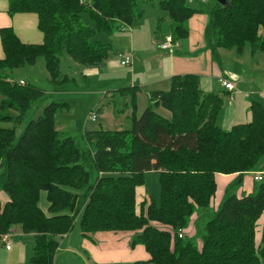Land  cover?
Here are the masks:
<instances>
[{
	"label": "trees",
	"instance_id": "trees-1",
	"mask_svg": "<svg viewBox=\"0 0 264 264\" xmlns=\"http://www.w3.org/2000/svg\"><path fill=\"white\" fill-rule=\"evenodd\" d=\"M7 1L10 15L37 16L43 42L23 44L11 28L0 29V122L12 120V108L20 122L44 94L30 83L10 80L4 71L32 66L43 57L50 83L61 85L67 79L60 74L59 55L80 65L99 64L112 47L98 35L109 36L142 17L136 0ZM143 1L156 2L168 15L173 43L188 38L187 23L194 15L206 14L204 40L212 57L218 58V49L241 52L245 46L264 53V0H227L224 6L214 0L194 6L187 0ZM199 80L194 74L174 75L169 91L152 92L151 105L130 130L85 132V148L55 128V113L64 103L47 105L16 143L14 129L0 128V193L5 196L0 237L12 229L31 235L29 264H53L59 238L77 221L83 237L136 233L132 244L142 245L148 259L134 264H264V231L258 244L255 240L264 212L263 180L253 192L222 203L205 223L200 247L183 236L197 210L210 206L217 176L238 181L260 164L264 172V105L252 101L251 121L223 131L217 124L222 97L204 93ZM160 107L169 118L155 111ZM149 172L160 174V204L145 201L136 214L135 190ZM41 193L49 214L39 207Z\"/></svg>",
	"mask_w": 264,
	"mask_h": 264
},
{
	"label": "rangeland",
	"instance_id": "rangeland-1",
	"mask_svg": "<svg viewBox=\"0 0 264 264\" xmlns=\"http://www.w3.org/2000/svg\"><path fill=\"white\" fill-rule=\"evenodd\" d=\"M195 1H201L205 4L211 2V0H187V4L194 6ZM136 7L141 12L142 17L131 27L115 31L109 36L105 34L98 35L100 40L109 43L112 47V51L106 60L96 65L87 66L76 63L65 54L59 55V71L67 79L61 85L55 86L50 83L43 57H38L32 66H23L12 71L3 72L10 80L23 86L25 83H30L44 93L43 97L37 100L21 117L20 122H16L19 112L15 108L8 111L12 120L0 122V128L15 130L14 143L19 140L26 125L40 116L47 105L50 103H64L66 106L55 113V128L61 134V137H70L79 146L85 148L86 144L83 138L85 132L101 129L113 132L130 130L133 120L139 119L151 105L152 92L169 91L173 76L166 81L156 83L158 79L167 77L168 72L166 69L171 64L170 57L174 51L162 50V45L170 39L169 17L165 12L158 9L156 2L136 0ZM159 19H161V22L158 31ZM84 21L89 23L87 17H84ZM193 21V35L189 48L187 47V39L178 42L177 53L173 57L183 56V59L193 60L201 54L203 58L204 54L200 51L201 35L206 48L203 50L210 52L204 40L209 22L208 16L206 14L195 15ZM244 49L243 53L247 58L243 54L238 55L236 49H220L217 59L211 55L215 69H217L216 66H220L223 73L228 76V73H240L242 76H246L245 73H250L252 56L249 52V46ZM194 53L197 54L194 55ZM120 54L131 56L133 69H131V65L121 66ZM236 59H240L241 63L237 62ZM199 78L200 87L204 90L202 84L204 78L200 76ZM244 84L247 85H242V88L245 89H251L250 87L255 86L254 84L252 86ZM215 86L216 81L214 80L212 87L215 88ZM123 89H126L125 96L120 93ZM128 89H133V91L128 94L130 92ZM252 90L258 91L257 88ZM232 97H234V94ZM2 100L3 97L0 95V102ZM155 111L162 116L170 117V113L162 107L155 109ZM93 116L94 121H92ZM223 124L220 121L218 122V125L224 131H229L237 125L227 127ZM261 167L262 164L256 166L255 171L243 175L238 181L236 176L221 175L217 177V190L210 206L205 210H197L184 230L183 236L196 247H200L203 227L208 220L214 217L222 203L232 195L253 192L254 187L258 184L253 181L255 175H261L264 181V172H260ZM143 179V184L135 190L136 214H140L144 210L143 204L145 201L152 200L156 205L160 204L159 172H149L145 174ZM39 207L46 214H49L45 193H41ZM263 231L264 212L256 223L255 240L257 244ZM30 240L32 243V238ZM9 243L12 244V240H9ZM25 247L32 248L33 246L29 243Z\"/></svg>",
	"mask_w": 264,
	"mask_h": 264
},
{
	"label": "crops",
	"instance_id": "crops-1",
	"mask_svg": "<svg viewBox=\"0 0 264 264\" xmlns=\"http://www.w3.org/2000/svg\"><path fill=\"white\" fill-rule=\"evenodd\" d=\"M193 18H195V15L188 21L189 25L187 26L189 36L187 40H185L187 41L188 48L193 35ZM8 27L13 30L14 34L23 44L39 45L43 42V34L38 30V18L35 14L24 13L10 15L8 13V1L0 0V29ZM201 40L200 51L204 54L203 58L201 54L199 57L193 58V60L183 59V56H180L181 58L173 57V55L177 53V44V48L171 53V64L166 69L168 72L167 77L165 76L164 79H158L156 83L162 82L163 80L166 81L174 75L194 74L198 77L200 76L204 78L202 81L204 90L200 87L204 93L214 92L222 97V108L217 116V124L220 121L222 124L224 123L223 125L230 127L235 124L250 122V103L256 100L264 105V73H255L264 72V53H251L249 48V52L252 56L251 67L249 69L250 73H245L246 76H242L240 73H228V76L226 73H223L220 66H216L217 69H215L211 59V53L203 50L206 48L202 35ZM244 48L241 52H238V55L243 54L246 57L243 53L245 50ZM219 51L220 49L217 50V55ZM195 54L197 53H194V55ZM3 57L0 41V59H3ZM236 61L241 63L240 59H236ZM242 65L244 64L242 63ZM131 67V69H133V64ZM257 77L259 78L257 79ZM220 79L232 83L235 89L232 92L225 90L219 82ZM214 80L216 81L215 88L212 87ZM244 83L250 86L254 84L255 86L250 87L251 89H245L242 88V85L247 86ZM255 88H257L258 91L252 90ZM233 94L234 97H232ZM4 201L5 196L0 193L1 206ZM2 237L3 236L0 237V264H29L32 248L25 246L29 243L33 246V240L32 243L30 240L32 236L24 235L21 231L12 229L9 234L5 235L6 242L9 243V240H12L13 246L9 243V250L5 248ZM133 238V233L122 232H100L90 237H83L77 221L69 234L59 238V246L55 252L53 264H134L135 262L147 260L148 254L144 247L142 245L133 246Z\"/></svg>",
	"mask_w": 264,
	"mask_h": 264
},
{
	"label": "built area",
	"instance_id": "built-area-1",
	"mask_svg": "<svg viewBox=\"0 0 264 264\" xmlns=\"http://www.w3.org/2000/svg\"><path fill=\"white\" fill-rule=\"evenodd\" d=\"M175 48H177V43H173V42L171 41V39H168V40L166 41V43L162 45V50H165V51H172V50H174ZM119 58L121 59V66H130V65H132V59H131V56H130V55H128V56H124V55H121V54H120V55H119ZM219 82L222 84V86H223V88H224L225 90H228V91L232 92V91L235 89V86H234L232 83L228 82V81H225V80H223V79H220ZM21 83H22V82H21ZM94 120H95V118H94V116H93L92 121H94ZM262 180H263V178H262L261 175H255V176L253 177V181H254V182H261ZM181 237H182V236L179 235V238H181ZM2 238H3V239H2V242L5 243V248H6L7 250H9V249H10V245H9L8 242H6V237L3 236Z\"/></svg>",
	"mask_w": 264,
	"mask_h": 264
},
{
	"label": "water",
	"instance_id": "water-1",
	"mask_svg": "<svg viewBox=\"0 0 264 264\" xmlns=\"http://www.w3.org/2000/svg\"><path fill=\"white\" fill-rule=\"evenodd\" d=\"M216 3H218L219 5H221V6H224V5H226V3H227V0H214Z\"/></svg>",
	"mask_w": 264,
	"mask_h": 264
}]
</instances>
